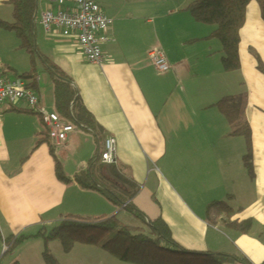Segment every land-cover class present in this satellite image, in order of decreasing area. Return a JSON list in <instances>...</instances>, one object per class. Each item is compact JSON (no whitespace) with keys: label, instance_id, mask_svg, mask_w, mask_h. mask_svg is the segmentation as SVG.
<instances>
[{"label":"crops","instance_id":"obj_1","mask_svg":"<svg viewBox=\"0 0 264 264\" xmlns=\"http://www.w3.org/2000/svg\"><path fill=\"white\" fill-rule=\"evenodd\" d=\"M11 1L0 0V21L8 24L13 23ZM195 1L95 0L112 22L104 33L108 43L101 45L104 63L97 67L87 61L76 37L44 33L40 17L51 7L37 0L35 43L53 84L42 86L37 74L38 109L57 114L55 78L49 71L54 67L70 81L99 130L74 127L65 148L50 142L70 180L64 184L57 179L50 144L35 148L48 138L40 117L26 113L24 104L0 107V256L10 239L28 233L35 237L36 231L69 219L95 223L117 215L101 194L77 183L82 171L91 170L88 161L79 159L89 142L94 144L88 146L92 160L94 151L100 153L105 141L114 139L115 171L125 186L114 181L107 167H97L95 179L127 193L136 191L130 202L134 209L148 221L162 219L184 250L232 257L230 264H264V76L256 62L258 56L264 64V22L253 3L240 34L241 69L226 73L221 43L209 39L214 29H205L184 12ZM72 3L67 0L68 8ZM159 49L171 67L162 75L149 58ZM20 51L16 36L0 28L1 72H16L8 63ZM8 75L6 79H15ZM229 97L242 104L237 127L228 124L217 106ZM243 123L252 136L248 162L245 140L234 135ZM97 196L105 203L94 212L76 207L79 198ZM217 203L230 205L231 219L217 214L207 218L208 207ZM248 221V235L228 228L229 223Z\"/></svg>","mask_w":264,"mask_h":264},{"label":"trees","instance_id":"obj_2","mask_svg":"<svg viewBox=\"0 0 264 264\" xmlns=\"http://www.w3.org/2000/svg\"><path fill=\"white\" fill-rule=\"evenodd\" d=\"M253 3L258 4L264 22V0H196L184 10L185 13L191 15L197 24L215 27V31L209 39H215L221 43L223 54L221 62L226 73L239 72L241 69L239 56L240 34L246 24L248 9ZM36 4L37 0H12L13 23L8 24L0 21V28L13 33L19 41L21 51L30 57L31 71L22 76L16 75L15 79L27 81L30 83L29 88L35 89V79L38 77L35 70L37 49L34 18L36 15ZM256 62L257 71L264 76V64L258 56L256 57ZM4 70V72L0 71L4 77L14 72L10 68ZM49 71L55 78L54 100L57 110L56 115H60L61 121L65 125L72 126L73 129L74 127H79L86 131L99 130L96 120L83 107L71 83L69 85L70 81L54 67H49ZM217 106L230 126L237 127L236 125L242 121L243 108L239 99L233 97L224 98ZM25 112L37 114L33 110ZM234 135L245 140L247 146L246 162H248L253 150L250 126L247 123H243L240 128L235 129ZM43 144H50V152L55 162L57 179L61 183L70 184V180L65 177L63 167L56 157V148L50 143L49 138L37 141L35 148ZM102 152L103 149L91 160V170L95 169V171H98L97 167H105L100 163ZM107 169L114 181L123 183L121 176L115 171L117 167L112 166L107 167ZM92 177V180L78 177L77 183L85 191L101 194L115 210L122 209L128 212H135L138 218L143 219L146 227L144 229L123 228L117 216L112 218L102 217L100 222L96 224H88L78 219H69L60 223L48 234L42 229L35 237L27 238L22 236L19 239H14L16 240L15 244L6 255L22 245L26 239L38 237L42 238L45 244L41 256L44 264H59L47 250V244L50 242H59L67 253L77 244L93 247L101 245L100 247L108 251L116 260L132 264H230L234 261L232 257L225 255L184 250L176 243L171 230L162 219L148 221L134 209L130 202L136 195V191L131 190V193H127L111 183H101L98 179H95L94 175ZM126 184L127 189H133L129 183ZM123 185L125 186L124 183ZM233 213L228 203H217L208 207L207 218L211 219L212 214H217L231 219ZM228 228L238 234L248 235L252 228V222L248 221L242 224L229 223ZM111 235L114 236L107 241V237ZM105 239V243L101 244Z\"/></svg>","mask_w":264,"mask_h":264},{"label":"built area","instance_id":"obj_3","mask_svg":"<svg viewBox=\"0 0 264 264\" xmlns=\"http://www.w3.org/2000/svg\"><path fill=\"white\" fill-rule=\"evenodd\" d=\"M51 9L41 14L40 25L45 34L58 32L65 38L76 37L77 42L87 61L97 67L104 63L101 45L108 43L104 33L112 22L105 16L95 0H72V8H68L67 0H44ZM154 71L158 75L171 70L163 50L149 53ZM39 78L35 79L36 86ZM30 83L21 79H6L0 73V107L4 105L16 106L24 104L28 111H36L39 115L50 142L55 147L65 148L68 137L74 131L72 126L65 125L60 117L54 113L39 110L41 100L35 88H29ZM100 163L112 167L117 165L116 142L107 139L104 143ZM5 245L4 250L10 251L15 244Z\"/></svg>","mask_w":264,"mask_h":264},{"label":"rangeland","instance_id":"obj_4","mask_svg":"<svg viewBox=\"0 0 264 264\" xmlns=\"http://www.w3.org/2000/svg\"><path fill=\"white\" fill-rule=\"evenodd\" d=\"M38 27V25H36ZM205 29L207 26H203ZM211 29H214L215 27L210 26ZM37 31L40 32L39 28H37ZM220 43V42H219ZM37 54L35 55V70L38 74V76L43 80V85H46L47 83H51V76L49 75L47 68L42 65V58L40 57L41 54L38 53L39 49L37 48ZM160 50V49H159ZM157 51V50H155ZM9 59L8 64H12V68H17L16 74L17 76H22L26 73H29L31 71V61L30 57L23 51H20L18 54L13 53ZM223 56V54H222ZM5 64L3 65V67ZM15 73L9 74L8 76L10 78H15ZM51 87L53 88V84L51 83ZM93 144V141L89 142V145ZM86 144H83V146ZM88 145V146H89ZM94 145V144H93ZM86 147L84 150V153H81L79 156V159L84 163L88 161L89 167L91 163V158L89 157V152H90V147ZM94 155H96V151H94ZM76 162H70V168L73 169L75 168V163H77L78 159H75ZM89 170V169H88ZM87 170V171H88ZM90 173V175H89ZM97 176V171L94 170H89V172L80 173L78 176L80 177H85L88 178L87 176ZM84 178V179H85ZM99 199V200H97ZM105 203L104 198L101 196H97L95 198L93 197H87L86 200H83L81 198L76 201V207L79 208L82 212H88L89 207H92L91 210L92 212L95 211V208H101V203ZM90 205V206H88ZM122 210V209H121ZM120 209H116V213L118 220L120 221L121 227L126 228H137V229H144L146 226L143 223V219L138 218L137 214L128 212V211H121ZM82 216V215H79ZM114 216V217H115ZM93 218V217H92ZM80 220L79 218H76ZM146 219V218H145ZM147 220V219H146ZM85 222V221H84ZM91 221H88L86 223L88 224H96L95 223H90ZM99 223V222H97ZM57 224L56 226H58ZM55 226H48L45 227V232L48 234ZM146 230V229H145ZM147 231V230H146ZM40 232L39 230L33 233L31 236H35L34 234H37ZM25 237H30L29 233L28 235H24ZM114 235H111L107 237V241L111 239ZM31 241V242H30ZM106 239L101 242V244H104ZM14 242V239L10 241L8 244L4 243V245L10 246V244ZM24 243V244H23ZM22 246H18L15 249H13L9 254L6 255V251L1 252L0 256V264H44L42 261V252L44 250V241L42 238H35L34 240L31 239H26V242H23ZM93 247V246H86V245H81L77 244L73 247V249L70 252H65L63 247L59 242H50L47 244V250L50 252V254L58 261L59 264H132V263H125L116 260L111 256V254L104 250L103 248L100 247ZM13 248V247H12Z\"/></svg>","mask_w":264,"mask_h":264},{"label":"bare ground","instance_id":"obj_5","mask_svg":"<svg viewBox=\"0 0 264 264\" xmlns=\"http://www.w3.org/2000/svg\"><path fill=\"white\" fill-rule=\"evenodd\" d=\"M36 5H37V4H36ZM37 78H39V77H37ZM37 78H36V79H37ZM36 94H37V92H36ZM37 95H38V94H37ZM103 166H104V165H103ZM105 167H108V166H105ZM115 167H117V165H116ZM125 207H126V206H125ZM125 207H124V208H125Z\"/></svg>","mask_w":264,"mask_h":264}]
</instances>
